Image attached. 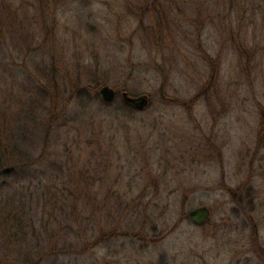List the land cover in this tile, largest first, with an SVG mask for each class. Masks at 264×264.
Returning a JSON list of instances; mask_svg holds the SVG:
<instances>
[{
	"label": "rangeland",
	"instance_id": "374dc122",
	"mask_svg": "<svg viewBox=\"0 0 264 264\" xmlns=\"http://www.w3.org/2000/svg\"><path fill=\"white\" fill-rule=\"evenodd\" d=\"M166 2L0 0V264H264V0Z\"/></svg>",
	"mask_w": 264,
	"mask_h": 264
},
{
	"label": "trees",
	"instance_id": "16d2710c",
	"mask_svg": "<svg viewBox=\"0 0 264 264\" xmlns=\"http://www.w3.org/2000/svg\"><path fill=\"white\" fill-rule=\"evenodd\" d=\"M149 1H152V2L150 3ZM139 2H143L141 4L142 7L139 9V12H138V18H139L140 24L143 25L145 23V20L147 19V17H150L151 24L155 29H159L160 26H163V22L166 19V15L163 12H161V9H163V8L165 9V7L167 6L166 0H148V2H145V0H141V1L139 0ZM153 5H155L156 8L153 7ZM159 6H160V8H159ZM154 9H156V11ZM162 17H164V18H162ZM235 47L239 50V52L241 49H243L242 44H239V45L236 44ZM213 64H214V62H213ZM102 83H104V82L103 81H97L96 85L91 86L92 88L88 87V86L78 88V85H77L75 87L76 91H75L74 97H76L78 99V102L81 103L82 106L84 104L89 105V103H91L92 101L100 102L102 105L106 104L108 106H111L114 103V101L116 100V98L111 103H106L101 99L100 94H99V89L102 86ZM72 89L74 91V86ZM93 91H94V95H93ZM118 94H119V90H117V95ZM165 95L166 94L164 92V96ZM94 97H95V100H94ZM119 108H121L123 110V112H126L127 109L128 110L133 109V107L131 105H129L128 103H126L124 101L121 102ZM263 121H264V119H263ZM262 137H264V129L262 132ZM7 145H8L7 142L0 141V178H3V177L7 178L10 176H13L12 170L15 169L14 166L11 167L9 165L10 161L12 160V158L10 160L9 157L11 155H14L13 151L15 150V148H10V147L8 148ZM12 162H14V161L12 160Z\"/></svg>",
	"mask_w": 264,
	"mask_h": 264
},
{
	"label": "water",
	"instance_id": "95a60500",
	"mask_svg": "<svg viewBox=\"0 0 264 264\" xmlns=\"http://www.w3.org/2000/svg\"><path fill=\"white\" fill-rule=\"evenodd\" d=\"M100 94L104 102L110 103L116 98L117 91L109 85H104L100 89ZM123 98L126 103L140 110L145 109L150 103V98L146 94L132 96L128 92H123ZM189 217L196 225L203 226L211 218V209L205 205L193 208L189 212Z\"/></svg>",
	"mask_w": 264,
	"mask_h": 264
}]
</instances>
